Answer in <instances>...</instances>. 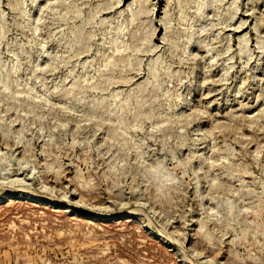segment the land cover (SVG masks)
Masks as SVG:
<instances>
[{
    "label": "rangeland",
    "instance_id": "obj_1",
    "mask_svg": "<svg viewBox=\"0 0 264 264\" xmlns=\"http://www.w3.org/2000/svg\"><path fill=\"white\" fill-rule=\"evenodd\" d=\"M0 264H264V0H0Z\"/></svg>",
    "mask_w": 264,
    "mask_h": 264
},
{
    "label": "bare ground",
    "instance_id": "obj_2",
    "mask_svg": "<svg viewBox=\"0 0 264 264\" xmlns=\"http://www.w3.org/2000/svg\"><path fill=\"white\" fill-rule=\"evenodd\" d=\"M121 215V214H120ZM123 215V214H122Z\"/></svg>",
    "mask_w": 264,
    "mask_h": 264
}]
</instances>
